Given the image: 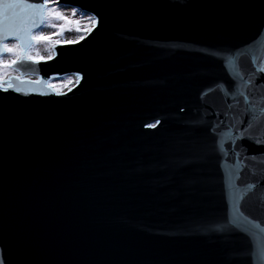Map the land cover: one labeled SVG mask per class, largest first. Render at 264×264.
Instances as JSON below:
<instances>
[{"label":"water","instance_id":"water-1","mask_svg":"<svg viewBox=\"0 0 264 264\" xmlns=\"http://www.w3.org/2000/svg\"><path fill=\"white\" fill-rule=\"evenodd\" d=\"M63 2L100 23L0 92V256L264 264V0Z\"/></svg>","mask_w":264,"mask_h":264},{"label":"snow or ice","instance_id":"snow-or-ice-1","mask_svg":"<svg viewBox=\"0 0 264 264\" xmlns=\"http://www.w3.org/2000/svg\"><path fill=\"white\" fill-rule=\"evenodd\" d=\"M64 7L67 5L63 0H38V2H34V0H0V92L8 93L11 90L27 94L23 85H38L43 81L39 78L35 81L26 80L21 71L22 66L47 62L56 56L57 46L76 44L85 39L84 35H79L75 40L60 39L65 32L86 31L91 34L100 23L97 15L84 17L82 14V19L86 18L90 22V26L82 28L80 20L75 19L80 9L72 7L70 18L61 10ZM44 28H51L55 31L45 33ZM40 44L46 46L50 55L44 56L39 53L37 45ZM13 72L20 74L12 75ZM258 72L264 73V67L259 68ZM260 78L264 79V77ZM80 79V75L77 74L76 83H79ZM46 86L52 88L56 95L66 94L61 93L54 85L47 84ZM241 95L244 94L241 93ZM245 99L247 100V97ZM261 112L264 113V107L261 108ZM159 123L160 121L157 120L147 126L155 128ZM248 124L249 127L252 126L251 121ZM245 138L241 136L239 139ZM255 142L259 143L260 141ZM233 143L235 144L237 141H233ZM244 151L246 152L247 149L245 148ZM225 155L227 156L228 153ZM251 159L254 161L256 157ZM248 187L253 188L254 185L250 184ZM261 255H264V251L261 252ZM9 261V256H0V264H9Z\"/></svg>","mask_w":264,"mask_h":264},{"label":"rangeland","instance_id":"rangeland-1","mask_svg":"<svg viewBox=\"0 0 264 264\" xmlns=\"http://www.w3.org/2000/svg\"><path fill=\"white\" fill-rule=\"evenodd\" d=\"M61 10L64 12V14H65L66 16H69V17L71 18V11H70L71 8L64 7V8H62ZM83 15H84V14H83ZM77 17H78V19H77ZM84 17H85V16H84ZM75 19L80 20V23H81V27H82V28H85L86 26H88V25H87V22H85V21L83 22V19H82V12L79 11V12L77 13V16L75 17ZM68 33H71V36H68V38H69L70 40H75L79 35H85L87 32H86V31H82V32H80V33H77V32H75V31H67V32L64 33L63 37H65L66 34H68ZM63 37H60V39H62ZM42 45H43V44H42ZM43 47H44V49H45L44 53H45L46 55H49L50 53H49V51L46 50V46L43 45ZM13 73L20 74V73H18V72H13ZM51 85H54L55 88H56L57 90H59L60 92L65 91V90L69 87V86H68V82L64 79V77H63V78L53 77L52 82H51Z\"/></svg>","mask_w":264,"mask_h":264},{"label":"bare ground","instance_id":"bare-ground-1","mask_svg":"<svg viewBox=\"0 0 264 264\" xmlns=\"http://www.w3.org/2000/svg\"><path fill=\"white\" fill-rule=\"evenodd\" d=\"M81 12V11H80ZM82 14H84L83 16H87V15H91V14H89V13H84V12H82ZM77 19H78V17H77ZM87 22V25L88 26H90V22L89 21H87V19L86 18H84L83 19V22ZM43 31L45 32V33H49V32H53V31H55L54 29H51V28H44L43 29ZM68 36H71V33H68V34H66V36L65 37H63L62 39H67V40H70L69 38H68ZM37 50L39 51V53L41 54V55H44V56H48V55H46L45 53H44V51H45V49H44V47H43V45L42 44H40V45H37ZM35 54V53H34ZM50 55V54H49ZM6 58H8V57H6ZM12 75H18V74H16V73H12ZM64 79L68 82V88L67 89H69L70 87H72L74 84H76V76L75 75H72V76H68V77H64ZM69 81H71V83H69ZM51 82H52V78L49 80V84H51ZM66 89V90H67Z\"/></svg>","mask_w":264,"mask_h":264}]
</instances>
